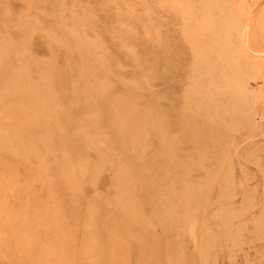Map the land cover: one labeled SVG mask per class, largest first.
Segmentation results:
<instances>
[{
	"label": "rangeland",
	"instance_id": "1",
	"mask_svg": "<svg viewBox=\"0 0 264 264\" xmlns=\"http://www.w3.org/2000/svg\"><path fill=\"white\" fill-rule=\"evenodd\" d=\"M0 264H264V0H0Z\"/></svg>",
	"mask_w": 264,
	"mask_h": 264
}]
</instances>
